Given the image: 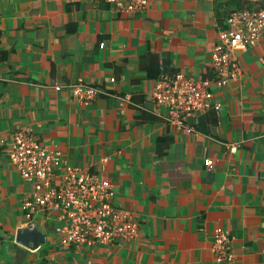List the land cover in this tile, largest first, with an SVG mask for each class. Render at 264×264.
Masks as SVG:
<instances>
[{"label": "crops", "instance_id": "obj_1", "mask_svg": "<svg viewBox=\"0 0 264 264\" xmlns=\"http://www.w3.org/2000/svg\"><path fill=\"white\" fill-rule=\"evenodd\" d=\"M244 4L148 0L127 14L106 0H0V264H264V33L237 50L241 73L226 84L210 63L227 14ZM161 64L208 80L220 108L167 121L152 97ZM76 79L101 91L79 101L66 86ZM21 129L108 178L137 236L64 246L46 207L27 231L33 187L8 157ZM216 227L230 261L212 251Z\"/></svg>", "mask_w": 264, "mask_h": 264}, {"label": "built area", "instance_id": "obj_2", "mask_svg": "<svg viewBox=\"0 0 264 264\" xmlns=\"http://www.w3.org/2000/svg\"><path fill=\"white\" fill-rule=\"evenodd\" d=\"M106 1L113 9L127 14L142 11L148 4V0ZM243 1L244 5L227 14L224 25L218 30V41L211 49L210 63L218 86L240 75L237 50L256 43L264 33L263 0ZM208 83V80L195 79L181 71L168 72L161 64L152 97L155 104L164 109L161 116L183 125L185 115L220 108L221 103L213 100ZM262 84L264 97V75ZM66 86L73 97L82 102L90 101L101 91L82 79L70 81ZM60 87L58 83L54 85L55 89ZM186 129L191 130V127ZM8 157L33 187L30 196L22 202L25 217L29 219L28 227H32V213L39 207H46L58 211L60 221L54 229L64 246L91 245L96 241L113 243L137 236L138 221L129 209L113 202L111 181L96 171L70 163L59 149L43 144L32 129L16 130L11 134ZM203 163L211 166L212 159L206 157ZM212 251L217 261L232 260L234 254L224 228L214 229Z\"/></svg>", "mask_w": 264, "mask_h": 264}, {"label": "water", "instance_id": "obj_3", "mask_svg": "<svg viewBox=\"0 0 264 264\" xmlns=\"http://www.w3.org/2000/svg\"><path fill=\"white\" fill-rule=\"evenodd\" d=\"M33 229H34V228H30V227H29V229L26 228L27 231H33ZM39 242H40V241H39ZM39 242L36 241V240H32V241H31V244H32L33 247H36V246H38Z\"/></svg>", "mask_w": 264, "mask_h": 264}, {"label": "trees", "instance_id": "obj_4", "mask_svg": "<svg viewBox=\"0 0 264 264\" xmlns=\"http://www.w3.org/2000/svg\"><path fill=\"white\" fill-rule=\"evenodd\" d=\"M263 5H264V1H263ZM0 54H1V50H0Z\"/></svg>", "mask_w": 264, "mask_h": 264}]
</instances>
